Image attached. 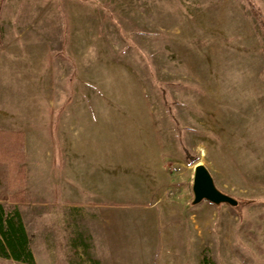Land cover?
<instances>
[{
    "label": "rangeland",
    "instance_id": "1",
    "mask_svg": "<svg viewBox=\"0 0 264 264\" xmlns=\"http://www.w3.org/2000/svg\"><path fill=\"white\" fill-rule=\"evenodd\" d=\"M49 103L81 164L167 165L186 264H264V0H0V108ZM198 163L236 206L193 202Z\"/></svg>",
    "mask_w": 264,
    "mask_h": 264
},
{
    "label": "crops",
    "instance_id": "2",
    "mask_svg": "<svg viewBox=\"0 0 264 264\" xmlns=\"http://www.w3.org/2000/svg\"><path fill=\"white\" fill-rule=\"evenodd\" d=\"M29 108H0V131L22 134L23 143L0 148V262L131 264L119 259L121 243L137 237L150 250L145 263H188L175 240L184 234L179 182L167 165L152 169L156 176L152 167L119 165L111 176L109 164H81L77 145L63 137L62 112L59 131L50 132L56 105L44 115ZM40 119L42 132L35 127Z\"/></svg>",
    "mask_w": 264,
    "mask_h": 264
},
{
    "label": "water",
    "instance_id": "3",
    "mask_svg": "<svg viewBox=\"0 0 264 264\" xmlns=\"http://www.w3.org/2000/svg\"><path fill=\"white\" fill-rule=\"evenodd\" d=\"M193 192L194 203H199L203 199L210 200L217 204L226 202L233 206L239 203L237 198L217 187L213 174L209 168L202 163H198L195 167Z\"/></svg>",
    "mask_w": 264,
    "mask_h": 264
},
{
    "label": "trees",
    "instance_id": "4",
    "mask_svg": "<svg viewBox=\"0 0 264 264\" xmlns=\"http://www.w3.org/2000/svg\"><path fill=\"white\" fill-rule=\"evenodd\" d=\"M3 131H0V134H6V137H8L7 136V134L8 135H13V137H14V139H9V141H10V143H8V145H12V146H14V147H19V148H23V143H22V141H21V139H22V134H17V133H2ZM9 136V137H10ZM21 137V138H20ZM8 147V146H7ZM9 158H11L12 159V157H9ZM186 161L187 162H189V163H196V161H197V158H196V156H194V155H191L188 151L186 152ZM221 204V203H220ZM208 260L210 261V259H209V257H204L203 258V264H207V262H208Z\"/></svg>",
    "mask_w": 264,
    "mask_h": 264
}]
</instances>
